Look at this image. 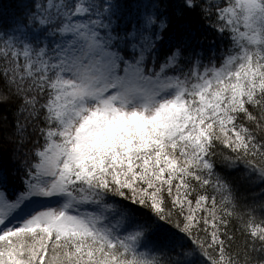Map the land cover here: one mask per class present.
<instances>
[{
    "label": "snow or ice",
    "instance_id": "snow-or-ice-1",
    "mask_svg": "<svg viewBox=\"0 0 264 264\" xmlns=\"http://www.w3.org/2000/svg\"><path fill=\"white\" fill-rule=\"evenodd\" d=\"M0 109V264H264V0H0Z\"/></svg>",
    "mask_w": 264,
    "mask_h": 264
},
{
    "label": "trees",
    "instance_id": "trees-1",
    "mask_svg": "<svg viewBox=\"0 0 264 264\" xmlns=\"http://www.w3.org/2000/svg\"><path fill=\"white\" fill-rule=\"evenodd\" d=\"M13 108H14V106H13ZM0 115H7V116H8V119H9L10 122H11L12 119H13L12 111H9V112H7V113H4L3 109H0Z\"/></svg>",
    "mask_w": 264,
    "mask_h": 264
}]
</instances>
